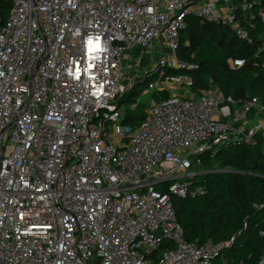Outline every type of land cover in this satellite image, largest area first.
Here are the masks:
<instances>
[{"label":"built area","instance_id":"obj_1","mask_svg":"<svg viewBox=\"0 0 264 264\" xmlns=\"http://www.w3.org/2000/svg\"><path fill=\"white\" fill-rule=\"evenodd\" d=\"M255 5L264 21V0H11L0 25V264H213L231 247L233 237L186 241L172 198L189 194L201 153L256 134L264 145V101L196 94L170 70L190 67L176 56L187 16L251 43L241 17ZM152 50L150 67H126ZM140 82L160 97L132 125L136 103L120 99Z\"/></svg>","mask_w":264,"mask_h":264},{"label":"trees","instance_id":"obj_2","mask_svg":"<svg viewBox=\"0 0 264 264\" xmlns=\"http://www.w3.org/2000/svg\"><path fill=\"white\" fill-rule=\"evenodd\" d=\"M11 0H0V25L6 20ZM258 6L251 9L252 17L245 14L243 23L252 42L237 38L226 26L202 22L194 16L185 18L179 31L176 56L188 64L187 69L170 70L191 78V91L198 94L207 88H216L241 105L246 99L258 97L264 101V21L257 15ZM243 59L236 68L230 60ZM254 62L258 66L254 65ZM145 84L138 83L120 101L131 103ZM152 99L160 95L151 93ZM134 109H128L133 112ZM142 109L138 120L127 114L129 124H138L145 117ZM254 110L248 114L251 117ZM197 173L188 179L185 198L173 197L172 202L186 241L214 243L233 237L231 247L213 260L231 264H257L263 250V238L258 229L264 228V145L260 134L250 142L229 143L199 155ZM197 187L202 193L191 194Z\"/></svg>","mask_w":264,"mask_h":264},{"label":"rangeland","instance_id":"obj_3","mask_svg":"<svg viewBox=\"0 0 264 264\" xmlns=\"http://www.w3.org/2000/svg\"><path fill=\"white\" fill-rule=\"evenodd\" d=\"M153 45H155V42ZM152 53L153 55L151 57L150 53L146 52L141 57L140 62L135 64L134 67L142 68L143 65H148V64H149L148 67H150V65L154 64V62L156 61L155 57L156 55H158V53L155 52V50H153ZM131 55H135V50L132 51ZM151 93L152 91H148V92L146 91V87L144 85L142 89L135 94V103L138 104V107L135 110H133V112H129L128 115L134 116V118L138 120V117L141 114L142 109L148 107L150 105V102L152 101L153 97H151ZM127 104L129 105V103Z\"/></svg>","mask_w":264,"mask_h":264},{"label":"crops","instance_id":"obj_4","mask_svg":"<svg viewBox=\"0 0 264 264\" xmlns=\"http://www.w3.org/2000/svg\"><path fill=\"white\" fill-rule=\"evenodd\" d=\"M135 49H133L132 51H134ZM153 51V50H152ZM152 51H150V55H151V57H152V55H153V53H152ZM125 65H126V67L127 68H135L134 67V64H133V62H132V59L127 55V57H126V59H125ZM148 66H149V64L148 65H143V67L142 68H148ZM251 120L252 121H254L255 119H256V117L255 116H252V114H251Z\"/></svg>","mask_w":264,"mask_h":264},{"label":"water","instance_id":"obj_5","mask_svg":"<svg viewBox=\"0 0 264 264\" xmlns=\"http://www.w3.org/2000/svg\"><path fill=\"white\" fill-rule=\"evenodd\" d=\"M144 82V81H143Z\"/></svg>","mask_w":264,"mask_h":264}]
</instances>
